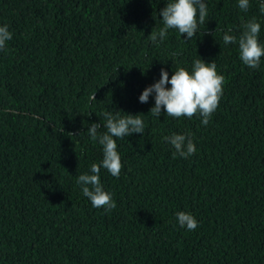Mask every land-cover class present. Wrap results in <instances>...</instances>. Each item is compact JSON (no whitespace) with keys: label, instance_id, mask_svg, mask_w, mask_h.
<instances>
[{"label":"trees","instance_id":"trees-1","mask_svg":"<svg viewBox=\"0 0 264 264\" xmlns=\"http://www.w3.org/2000/svg\"><path fill=\"white\" fill-rule=\"evenodd\" d=\"M165 3L0 0L13 34L0 51V264H264V57L248 69L222 40L255 17L264 42V15L256 0L246 14L207 0L199 38L173 29L156 45ZM197 55L224 77L209 124L153 117L140 92ZM117 109L146 130L117 140L120 175L100 177L115 206L93 208L75 183L102 157L86 128ZM173 133H190L196 152L174 156L163 139Z\"/></svg>","mask_w":264,"mask_h":264},{"label":"clouds","instance_id":"clouds-1","mask_svg":"<svg viewBox=\"0 0 264 264\" xmlns=\"http://www.w3.org/2000/svg\"><path fill=\"white\" fill-rule=\"evenodd\" d=\"M256 3L259 13L264 15V0H256ZM250 5L251 0H236V6L242 13L246 14ZM207 16V0H166L164 7L159 9L163 26L151 32L150 42L156 45L163 43L169 30L173 29L180 37L183 36L181 39L184 41L197 39L201 35L200 25L205 24ZM261 27V22L253 17L241 24L239 35L233 34L231 30L222 35L225 45L237 46L239 59L248 69H259L261 58L264 57V42L259 39ZM12 39L9 26L0 23V51L5 50ZM197 56L199 58L193 60L190 67L179 66L171 75L161 68L159 78L140 92V103H148L152 97L154 104L149 112L153 117L159 119L162 112L173 118L198 115L202 126L209 124L223 94L224 77L217 72L212 60L206 62ZM94 92L90 102L96 100ZM117 110L103 112V124L91 122L86 128L89 139L101 146L102 157L99 162L91 163L86 172L79 174L75 183L93 208L107 210L115 206L112 194L105 189L100 177L101 169L115 178L120 175L122 163L117 140L133 133L143 135L146 130L141 115H122L121 112H125ZM102 127L105 129L103 132L100 131ZM163 139L174 149V156L187 159L197 150L190 133H173ZM174 215L180 228L187 231L197 229L198 221L190 212L177 210Z\"/></svg>","mask_w":264,"mask_h":264}]
</instances>
